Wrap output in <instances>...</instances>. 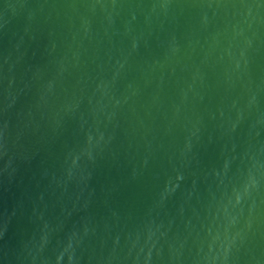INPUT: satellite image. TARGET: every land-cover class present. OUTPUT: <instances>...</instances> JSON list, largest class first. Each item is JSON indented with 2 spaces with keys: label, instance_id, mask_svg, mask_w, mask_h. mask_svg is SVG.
I'll return each instance as SVG.
<instances>
[{
  "label": "water",
  "instance_id": "water-1",
  "mask_svg": "<svg viewBox=\"0 0 264 264\" xmlns=\"http://www.w3.org/2000/svg\"><path fill=\"white\" fill-rule=\"evenodd\" d=\"M0 264H264V0H0Z\"/></svg>",
  "mask_w": 264,
  "mask_h": 264
}]
</instances>
